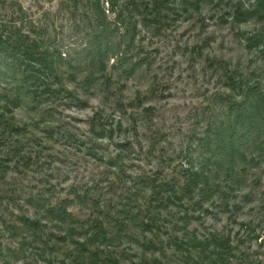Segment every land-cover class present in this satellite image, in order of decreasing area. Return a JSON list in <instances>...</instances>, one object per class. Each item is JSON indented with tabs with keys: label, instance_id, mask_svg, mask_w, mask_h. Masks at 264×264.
<instances>
[{
	"label": "rangeland",
	"instance_id": "obj_1",
	"mask_svg": "<svg viewBox=\"0 0 264 264\" xmlns=\"http://www.w3.org/2000/svg\"><path fill=\"white\" fill-rule=\"evenodd\" d=\"M97 1L0 0V21L11 14L49 48L59 74L52 89L63 86L39 100L27 88L8 116L22 133L0 178V264H187L179 242L211 234L231 236L247 264H264L259 151L260 165L231 178L221 170L209 201L175 199L192 164L215 172L206 142L229 124L228 99L245 85L264 91V19L239 15L257 1L160 0L168 9L148 22L124 0L114 11L99 0L113 30L104 69L87 55ZM61 205L66 222L47 212ZM27 219L42 232L25 228Z\"/></svg>",
	"mask_w": 264,
	"mask_h": 264
},
{
	"label": "trees",
	"instance_id": "obj_2",
	"mask_svg": "<svg viewBox=\"0 0 264 264\" xmlns=\"http://www.w3.org/2000/svg\"><path fill=\"white\" fill-rule=\"evenodd\" d=\"M200 1L189 0L187 5L199 7ZM256 1L254 10H242L243 12L240 11L239 15L244 18L259 15L261 19H264V0ZM124 2H128L134 12L142 18L145 17L144 21L148 22H158L157 19L164 16L163 11L168 9L160 0H124ZM110 3L114 11L115 0H111ZM94 6L97 14L96 26H93L92 30L94 32L93 50H90L87 55L93 66L99 64L104 69L105 61L113 50L110 41L113 35L112 22L108 21L101 1L94 2ZM3 16L7 18L0 21V85H5L4 91L9 90V92L4 96L0 94V178L8 169L4 163L6 151L12 144L14 136L22 133L21 128L14 126L11 119L14 110L23 104V92H26L27 88L32 89L30 92L39 100L45 94L54 93L58 96L57 93L63 90V86H60L62 90L52 89L50 81L57 85L59 74L53 62L54 55L49 48L42 41L22 34L16 21L12 19L14 16L8 13ZM118 17L124 22L123 11L119 12ZM131 25L129 24L128 27ZM231 83L234 89L242 88L240 86L242 82H238L240 85H237L235 80H231ZM238 97L228 99V116L231 117L229 124L222 123V127L215 131L214 139L206 142L213 156H216L215 162L212 163L215 165V172L206 164L201 167L192 164L183 173L186 180L180 186L179 192L182 196L179 198L175 196L176 200L182 198L193 200L196 195H199L200 200L195 202L196 205L209 201L220 190L216 179L220 177L221 170H224L226 177L228 175L231 178V175L238 174V168L246 171L248 165H260L258 159L264 155V91H261L258 85H245L242 94H238ZM256 150L260 153L259 158L255 156ZM239 178L237 177L235 181L238 182ZM165 185L168 186L167 183ZM157 190L159 194L162 193L160 186ZM64 207L63 205L50 207L47 210L48 215L66 222L68 214ZM23 223L25 228L36 234L42 232L41 221L39 223L27 219ZM96 238H100L98 233L94 234V239H88V242L96 243ZM185 239L179 242V247L183 253L182 259L187 264H247L249 262L248 258L243 259L242 256L239 258L241 254H238L239 247L233 245L231 236L211 234L202 239L199 237H191L187 241ZM175 240L178 243L179 239ZM21 249L19 247L18 251H22Z\"/></svg>",
	"mask_w": 264,
	"mask_h": 264
}]
</instances>
